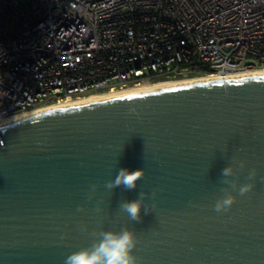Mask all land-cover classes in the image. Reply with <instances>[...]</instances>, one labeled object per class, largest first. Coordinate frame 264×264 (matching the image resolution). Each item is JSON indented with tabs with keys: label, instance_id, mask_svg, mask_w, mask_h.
I'll use <instances>...</instances> for the list:
<instances>
[{
	"label": "water",
	"instance_id": "1",
	"mask_svg": "<svg viewBox=\"0 0 264 264\" xmlns=\"http://www.w3.org/2000/svg\"><path fill=\"white\" fill-rule=\"evenodd\" d=\"M0 264H264V76L0 127Z\"/></svg>",
	"mask_w": 264,
	"mask_h": 264
},
{
	"label": "built area",
	"instance_id": "2",
	"mask_svg": "<svg viewBox=\"0 0 264 264\" xmlns=\"http://www.w3.org/2000/svg\"><path fill=\"white\" fill-rule=\"evenodd\" d=\"M264 67V0H0V119Z\"/></svg>",
	"mask_w": 264,
	"mask_h": 264
},
{
	"label": "bare ground",
	"instance_id": "3",
	"mask_svg": "<svg viewBox=\"0 0 264 264\" xmlns=\"http://www.w3.org/2000/svg\"><path fill=\"white\" fill-rule=\"evenodd\" d=\"M252 76H264V68L249 69V70L243 71L238 74L227 75V76L206 75V76H198V77L187 78V79L166 80V81H160V82H155V83H150V84H145V85L132 86L128 88L113 90V91L101 93V94H94V95H90L84 98H80L76 100H69L66 102L58 103V104H50V105L41 107L39 109H33L25 113H20V114H15V115L5 117L3 119H0V127L10 124V123L17 122L20 119L35 115L39 112L53 110L55 108L72 107L76 105L88 104L91 102H98V101L112 99V98H120V97L143 94V93H148V92H155V91H160L163 89L190 85L192 83H197V82H206V81L223 80V79H231V78H245V77H252Z\"/></svg>",
	"mask_w": 264,
	"mask_h": 264
},
{
	"label": "trees",
	"instance_id": "4",
	"mask_svg": "<svg viewBox=\"0 0 264 264\" xmlns=\"http://www.w3.org/2000/svg\"><path fill=\"white\" fill-rule=\"evenodd\" d=\"M262 68H264V67H262ZM202 75H204L203 68L199 67L198 69L195 70V72H193L192 74H190L188 76H189V78H193V77H198V76H202ZM178 79H180V78H178ZM160 81L161 80H154L151 83L160 82Z\"/></svg>",
	"mask_w": 264,
	"mask_h": 264
},
{
	"label": "rangeland",
	"instance_id": "5",
	"mask_svg": "<svg viewBox=\"0 0 264 264\" xmlns=\"http://www.w3.org/2000/svg\"><path fill=\"white\" fill-rule=\"evenodd\" d=\"M20 4H27L29 2V0H17ZM259 69V68H257ZM189 78V76H184L180 79H187ZM170 80H179V79H170ZM147 84H150V83H147ZM140 85H145V84H140ZM139 86V85H138Z\"/></svg>",
	"mask_w": 264,
	"mask_h": 264
}]
</instances>
